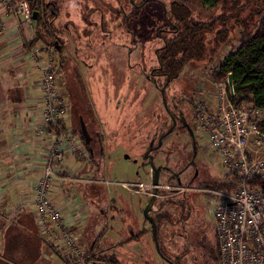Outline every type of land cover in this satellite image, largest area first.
Instances as JSON below:
<instances>
[{
  "label": "rangeland",
  "instance_id": "374dc122",
  "mask_svg": "<svg viewBox=\"0 0 264 264\" xmlns=\"http://www.w3.org/2000/svg\"><path fill=\"white\" fill-rule=\"evenodd\" d=\"M46 1L58 5L59 16L53 27L59 30L57 37L62 39L65 54L74 64L72 66L64 61L57 76L61 93L76 112L71 114L73 121L70 116L68 124L74 128L76 125L78 130L82 117L87 129L88 126L91 131L99 129L103 136L104 167L101 166L97 178H94V168L89 167L86 173L96 183L82 186L80 190L74 189L66 200L70 210L73 206L79 212L85 207L90 210L91 218L86 223L83 238L88 243L86 247L89 249L90 244L101 235L96 242V252H104L106 256L115 254L124 264H167L164 257L179 254L184 238H188V255L182 259L183 264H217L213 258L218 249L217 222L213 213L219 203L217 194L231 191L211 186L227 178L226 168L218 154L210 148L206 136L198 134V148L193 146L192 151L183 135L190 129H198L191 101L196 105L201 97L213 98L218 81L213 74L221 69L225 58L240 44L243 31L237 21L246 22V30L252 33L259 22L256 11L264 7V0H223L216 8L203 6L197 0H188L197 20L206 22L219 15L232 14L227 22L232 27V38L222 44L208 61L188 64L178 79L175 78L168 86V108L174 113L181 112L188 127L181 128L179 124L175 130L170 128L171 116L162 102L158 87L165 80L150 77L151 70L158 64L156 48L163 45L156 30L167 25L163 11L160 13L152 2L139 8L127 5L125 0ZM0 15L3 16L2 6ZM11 22H14L13 19ZM6 25L12 28L10 22ZM211 38L212 35H208L206 40L209 51L214 46ZM39 43L42 45L39 49H47L48 43ZM148 154L154 158L155 167L160 169L161 186L168 183L169 186L177 185L172 189L193 188L196 183H208L204 192L196 193V199H193L197 211L192 209L182 227L173 230L182 232L184 236L176 233L173 244L165 248L163 235H159L161 252L155 245L150 223L143 217L149 196L132 195L123 185L151 182L152 161L147 158ZM87 158L88 155L82 161L87 163ZM192 178L196 181L190 186ZM69 184L79 187L74 182ZM169 191L170 196L166 197L169 203H166L165 210L172 219L180 212L171 203L178 201L180 196ZM110 205L115 206L108 209ZM162 210L156 201L150 215L153 217ZM70 214L74 216L76 212ZM106 214L110 217L108 220ZM143 230L147 231L143 239L127 244L126 240L133 237L132 232L133 235L141 234Z\"/></svg>",
  "mask_w": 264,
  "mask_h": 264
},
{
  "label": "built area",
  "instance_id": "2783aa9c",
  "mask_svg": "<svg viewBox=\"0 0 264 264\" xmlns=\"http://www.w3.org/2000/svg\"><path fill=\"white\" fill-rule=\"evenodd\" d=\"M0 6V37L11 32L24 38L34 36L36 20L27 0H0ZM12 19L14 28L9 29L6 23ZM28 56L38 70L41 91V109L33 134L47 142L42 174L28 206L34 210L41 234L55 248L51 264H95L81 242L84 218L67 220L63 207L52 198L64 160L86 154L81 138L68 126V98L57 84L59 64L52 48H34ZM215 86L212 99L201 97L196 102L197 133L207 137L226 174L234 173L239 181L235 190L217 194L219 203L213 213L217 222V264H264V130L260 127L264 110L252 103L237 105L236 89L228 78ZM123 185L135 194L148 196L153 195L155 187L151 183ZM159 190L170 194L171 187L159 186Z\"/></svg>",
  "mask_w": 264,
  "mask_h": 264
},
{
  "label": "trees",
  "instance_id": "16d2710c",
  "mask_svg": "<svg viewBox=\"0 0 264 264\" xmlns=\"http://www.w3.org/2000/svg\"><path fill=\"white\" fill-rule=\"evenodd\" d=\"M27 1L32 11L39 13L36 20V32L27 46L28 52H30L31 49H36V45L39 42L49 43V37H53V35L54 38L56 37L57 30L53 28V21L58 16V10L55 9L53 4L47 3L46 0ZM197 1L208 8H216L223 0ZM256 12L259 22L252 33H248L246 30L248 26L246 22L241 19L237 21L243 31L240 44L225 58L221 69L215 72L213 76L216 80L223 81L231 74L237 93L236 104L252 103L264 110V7ZM231 16L232 14L228 16L219 15L204 22L194 17L188 0H173L169 18L175 23V30L177 31L175 32L173 43L167 50L162 52L161 56L159 55L164 76L173 79L179 76L189 63L208 61L222 44L227 43L232 38V27H229L227 23ZM243 22L244 24H242ZM208 35H212L211 43L214 45L211 51L207 48L206 40ZM57 44H59V41L58 43L55 42L53 46ZM57 50L60 55L61 51ZM60 56V60H62L59 63L62 65L65 60L62 55ZM194 110H196L195 103ZM71 112V114L76 113L73 109H71ZM68 126L70 127L69 124ZM260 127L264 130V122ZM72 132L81 138L88 155V168L95 169L94 178L99 177L100 169L97 168L96 162L94 163L91 160L90 146L82 136L81 127L77 130L75 125V129ZM238 182L236 175L230 173L227 174V178H224L222 182H216L211 187L233 191L237 188ZM97 198H99V195ZM179 219L184 220L185 216L181 215ZM0 233L2 236L0 264H38L43 258L45 246L48 245L51 252L55 250L41 234L36 216L30 211H24L9 223L1 225ZM146 233V230L141 231V234L132 237L130 242L132 240H140ZM95 244L91 243L88 249L89 260H92L95 264H122L115 254L106 256L101 252H99L100 254L96 253ZM215 252L213 258L217 262L219 250L217 249Z\"/></svg>",
  "mask_w": 264,
  "mask_h": 264
},
{
  "label": "crops",
  "instance_id": "0c3cea01",
  "mask_svg": "<svg viewBox=\"0 0 264 264\" xmlns=\"http://www.w3.org/2000/svg\"><path fill=\"white\" fill-rule=\"evenodd\" d=\"M9 22L14 28V23ZM32 38L19 37L13 32L0 37V227L24 211L34 214V210L28 206V203L33 198L35 182L42 174L43 156L47 149L46 140L37 139L33 134L34 121H37L35 118L41 109V91L38 70L28 56L27 46ZM36 48H42V45L38 43ZM69 107L67 118L69 120L71 116L73 121L72 105ZM85 155L80 157L82 159L76 157L66 159L52 190V198L63 207L67 220L84 218L83 227L80 230L81 242L84 245L88 244L83 238L86 223L91 218L90 210L88 207L83 208V214L78 212L76 207H71L70 210L66 200L74 189L80 190L82 186L96 183L92 180L93 178L86 176L88 158L87 163L82 161ZM83 173L85 174L81 177ZM71 182L77 183L79 187L67 185ZM127 192L135 195L129 190ZM75 212L78 216L70 214ZM136 235L140 233L133 235L132 232L133 237ZM139 241L126 240L128 245ZM1 250L0 233V252ZM51 254L53 253L49 246H45L43 258L38 264H47V262L51 264Z\"/></svg>",
  "mask_w": 264,
  "mask_h": 264
},
{
  "label": "flooded vegetation",
  "instance_id": "af4514ba",
  "mask_svg": "<svg viewBox=\"0 0 264 264\" xmlns=\"http://www.w3.org/2000/svg\"><path fill=\"white\" fill-rule=\"evenodd\" d=\"M125 1L127 2V5L129 4V5L133 6V7H139V8L145 7V6L149 5L152 2L155 5H157L160 13H161V11H163L162 15H163L164 20L166 21L167 25L164 28H158V30H156L157 36L162 41L163 45L156 48V53H155L156 58L155 59H156L158 64H157V67H155V68H153V70H151L152 75L150 77H160L159 79H164L165 80L164 83H162L158 87H159V89L161 91L162 102L164 103V99H165L166 102L168 103L166 90H167L168 86L171 84V82L175 78L178 79L179 76H177V77H175L173 79L164 76V73L162 72V63H161V60H160V56H161L162 52L167 50L168 47L173 43L175 32L177 31V30H175V28H176L175 23H173L171 21V19L169 18V13H170L171 8H172L173 0H168L169 4L167 3V0H140V2H137V0H125ZM47 3L53 4L55 9L58 10V5H57L56 2L50 1V2H47ZM168 5H169V9H168ZM58 16H59V14H58ZM54 21H53V23H54ZM54 29L57 30L56 32H59V30L57 28H54ZM49 40L50 41H49V43H48L46 48H48V49L52 48L53 49L54 55L57 58V61H58V64H59L58 66H59L60 70L62 68L61 63H59L62 60V59L60 60V58H61L60 55H62L64 57L65 62H69L72 66H74L73 62L71 61V58L68 57L67 53L65 54L66 47L63 44L62 39L58 38L57 34H56L55 38H54V35H53V37H49ZM58 41H59V44L55 45L56 47L53 46V44L55 42L58 43ZM57 49H59L61 51L60 55L58 54L59 52H58ZM190 64H192V63H189V65ZM191 104L193 105L192 108L194 110V102L191 101ZM175 107H176V109H178L177 105ZM166 108L168 109V112L170 113V116H171L170 128H174V130H175V128H177L179 126V124H180L181 128H186L187 127V121L185 120V118L183 117V114L181 112L180 113L172 112L168 108V104L166 105ZM194 120H195V110H194ZM174 123H176L175 127H174ZM80 125H81V122H80ZM94 125H95V122H93V126ZM87 130H88L89 137H90V140H91L90 143L88 144L90 146L91 160L94 163L96 162V166H97L98 169H101V166H102V168L104 167L103 163L105 161L104 160L105 159V153H104V147H103V143H102L103 136H102L101 131L99 129H94V130L91 131L89 129V126H88ZM180 136L181 137L184 136V139L187 138V142L190 144V147L192 148V151L194 149L193 146H195L196 149L198 148V133H197V130H194V128L190 129L189 133L186 132L183 136L182 135H180ZM189 144H187V146ZM172 180H174V179H172ZM195 181H196V179H193V178L190 179L189 180L190 186H193ZM163 185H168L169 186L168 183L167 184H163ZM174 186H177V185L170 186L171 190H172L173 194L179 195L180 199L178 201H172L171 204L177 206V208H178L177 211L180 212V214H178V215L176 214L177 216H175L172 219L169 218V215L166 212L165 207L167 205L166 203H169V201H166V197H168L170 195L167 194V192H163L161 190L163 193H161V191H158V194H157L158 197H157L156 201L158 202V205L160 207H162V209L165 210V211L163 212V210H162L161 212H159L158 214L153 216V218L155 219V222H156L157 229H158V237L161 234L163 235L162 236V241H163V246H165V248L168 247L169 245L173 244L172 241L175 239V237H176L175 234L176 233L180 234L181 237L184 236V234L182 232L173 231V230L175 228H177V227L178 228L182 227L183 221L187 219V215L192 211V209L195 212L197 211V209H196L197 207H194V205H193V202H194L193 199H196L195 198L196 193L199 194L201 192H204V188H206L208 186V183L205 182V181H202V182L196 183L193 186V188H191V187H188V188L182 187L183 190H181V191L177 189L179 187H175V189H172V187H174ZM112 206H115V205H110L108 207V209L111 208ZM103 212H104V210H103ZM181 215L185 216L184 220L183 219L182 220L179 219V217ZM105 218H106V220H108V218H110V217H109L108 214H106ZM103 229H105V227H103ZM164 234L166 235L165 239H164ZM101 237L102 236L100 235L98 237V239L96 240V242H98L101 239ZM188 240H189L188 238H184V243L181 244V248L182 249H181V252L179 254L175 253V255L173 257H171V258L167 257V256L164 257L167 264H183L184 258H186L187 255H188V247H189L188 245L190 243V240L189 241ZM95 246H96V244H95ZM96 253L100 254L99 252H96ZM177 255H178V258H174ZM119 261L122 264H124L120 260V258H119ZM145 264H148V263H145Z\"/></svg>",
  "mask_w": 264,
  "mask_h": 264
},
{
  "label": "water",
  "instance_id": "95a60500",
  "mask_svg": "<svg viewBox=\"0 0 264 264\" xmlns=\"http://www.w3.org/2000/svg\"><path fill=\"white\" fill-rule=\"evenodd\" d=\"M33 16H34V19L37 20L38 16H39V13L38 12H33ZM228 79H229V82L232 83L233 76L229 75ZM164 104H165V106L167 105V102H166L165 99H164ZM80 122H81L82 136H83L84 140L86 141V143L89 144L91 140H90V137H89V133H88L86 124H85V122H84L82 117L80 118ZM175 125H176V123H174V127H175ZM172 129H171L170 132H172ZM161 142H162V139L159 141V144H161ZM148 157L152 161V164H151V168H152L151 169V182L150 183L153 186H155V187L153 189V195L148 197L149 198L148 199L149 203H148L147 207L143 211V217L151 225V231H152V234H153L155 245H156L158 251L160 252L159 241H158V229H157V226H156L155 219L150 215L151 211L153 210V208L155 206V202H156V199H157V194H158V191H159V186H161L160 185V173H159L160 169L155 167L154 158L152 156H150L149 154L147 155V158Z\"/></svg>",
  "mask_w": 264,
  "mask_h": 264
},
{
  "label": "bare ground",
  "instance_id": "6f19581e",
  "mask_svg": "<svg viewBox=\"0 0 264 264\" xmlns=\"http://www.w3.org/2000/svg\"><path fill=\"white\" fill-rule=\"evenodd\" d=\"M229 75H231V74H229ZM229 75H228V77L227 78H229ZM229 80V79H228Z\"/></svg>",
  "mask_w": 264,
  "mask_h": 264
}]
</instances>
